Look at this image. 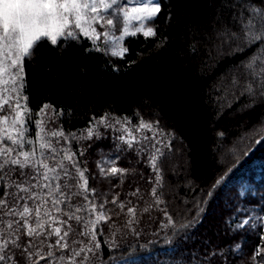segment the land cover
Listing matches in <instances>:
<instances>
[{
  "label": "snow or ice",
  "instance_id": "6c2138e0",
  "mask_svg": "<svg viewBox=\"0 0 264 264\" xmlns=\"http://www.w3.org/2000/svg\"><path fill=\"white\" fill-rule=\"evenodd\" d=\"M194 2L208 10L203 39L242 57L235 61L239 70L227 86L237 101L242 98L249 105V111L261 110L254 123L264 130V0ZM164 11L160 0H0V264H106L105 248L107 261L119 264L114 254L118 246L114 239L109 241L105 229L110 236L120 228L139 235L138 225L144 214L153 220L154 211L162 214V229H175L178 217L186 218L180 224L182 232L175 235L189 244L190 250L211 245L210 237L195 234L203 222V204L211 191L205 193V200L181 199L185 213L169 210L163 148L170 150L172 144L160 138L158 122L140 119L132 125L127 115L103 112L91 115L78 135L64 123H56L62 116L71 119V108L66 112L44 103L34 110L26 93V61L31 60L41 40L55 46L82 34L94 45L101 41L112 56L124 58L129 52L125 38L138 34L157 37L155 21ZM170 18L171 14L165 17L166 21ZM190 49L195 51L191 45ZM32 126L36 128L34 133ZM101 127L123 133L115 138L119 142L115 145L117 153L130 152L137 158L146 153L147 166L155 173L147 178L150 187L146 195L139 186L125 193V199L113 191L136 172L118 164L119 154L95 161L99 177L118 178L119 184L109 181L111 186L106 191L90 184L97 176L90 172L87 159H81L86 149L79 142L99 139ZM128 196L137 197L136 203ZM121 216L118 227L114 217ZM252 219L262 227L261 242L250 259L253 264H264V215L229 221V232L245 229ZM237 239L239 235H234L227 244L205 249L201 264H228L225 250Z\"/></svg>",
  "mask_w": 264,
  "mask_h": 264
},
{
  "label": "trees",
  "instance_id": "16d2710c",
  "mask_svg": "<svg viewBox=\"0 0 264 264\" xmlns=\"http://www.w3.org/2000/svg\"><path fill=\"white\" fill-rule=\"evenodd\" d=\"M160 2L165 11L155 21L158 36L126 37L124 46L129 52L124 58L112 56L103 43L94 45L83 35L55 46L41 40L31 60L26 61L29 106L37 110L50 103L66 112L71 108V119L62 116L56 123H64L78 135L91 115L103 112L127 115L132 125L140 119L158 122L160 138L172 144L170 150L160 145L166 152L163 175L169 210L185 213L181 199L205 200V193L211 191L203 204V222L195 232L201 238L210 237L211 245L190 250V245L175 235L182 232L180 224L186 218L178 217L175 229H162V214L154 211L153 220L144 214L139 235L120 228L110 236L105 229L109 241H116L114 254L119 264H201L205 249L227 244L234 235L239 239L225 250L228 264H253L250 257L261 242L262 226L252 219L245 229L229 232V221L264 215V130L254 123L261 110L249 111V105L242 98L237 101L228 89L227 81L239 70L235 61L242 57L203 39L208 10L194 0ZM168 14L171 18L166 21ZM99 131V139L79 142L86 149L81 159H87L90 172L97 176L90 184L95 183L101 191L119 184L118 178L99 177L95 166L97 159L119 154L118 164L136 172L113 191L125 199V193L139 186L146 195L150 187L147 178L155 175L147 166L146 153L139 158L130 152L117 153L115 138L123 133L104 127ZM89 143L91 147H87ZM127 199L137 201L133 196ZM114 219L119 227L123 217ZM107 257L105 248L106 264H111Z\"/></svg>",
  "mask_w": 264,
  "mask_h": 264
},
{
  "label": "rangeland",
  "instance_id": "374dc122",
  "mask_svg": "<svg viewBox=\"0 0 264 264\" xmlns=\"http://www.w3.org/2000/svg\"><path fill=\"white\" fill-rule=\"evenodd\" d=\"M119 34V33H118ZM82 35V34H81ZM99 42H101V41H99Z\"/></svg>",
  "mask_w": 264,
  "mask_h": 264
}]
</instances>
